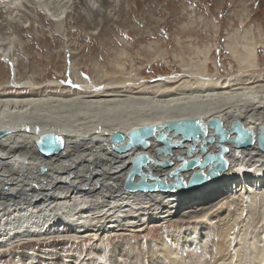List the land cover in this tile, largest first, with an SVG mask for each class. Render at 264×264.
Here are the masks:
<instances>
[{
  "label": "bare ground",
  "instance_id": "obj_1",
  "mask_svg": "<svg viewBox=\"0 0 264 264\" xmlns=\"http://www.w3.org/2000/svg\"><path fill=\"white\" fill-rule=\"evenodd\" d=\"M22 1L0 0L1 12L19 6ZM243 48L237 61L241 67H249L254 63L256 47ZM201 49L199 55L205 66L209 52L202 50L203 53ZM231 51L236 53L233 47ZM0 54L6 59L9 56V60L15 56L8 47H0ZM181 68L187 73L183 78L178 76L168 84L157 78V88L138 92L137 87L126 85L127 81L113 83L110 89L102 86L73 94L3 92L11 81L0 80V132H5L0 135V264H20L21 259L33 264H43L44 260H55L57 264L59 259L63 260L61 264H74L77 260L71 259L75 254L71 243L90 239L91 249L102 251V246L95 243L100 237L109 238L124 230L137 232L152 224H197L204 230L215 226L220 242L214 264H237V258L244 261L242 264H249L250 257L259 262L264 260L261 213L257 220L261 226L257 224L256 235L249 240L251 245L241 236L242 223L249 219L248 215L243 218L244 213L252 216L256 203L264 198V148L258 141L244 145L231 141L218 145L216 140L206 143V152L210 153H219L222 146L227 148L222 154L227 165L196 189L131 191L124 187L131 160L141 153L149 154L154 160L143 170L168 182L173 180L170 173L183 160L205 154L198 143L197 150L189 155L191 142L175 132L166 135L168 140L178 142L168 156L157 155L162 143L153 136L146 138L147 147L135 145L119 152L112 140L115 131L127 136L130 131L147 126L165 130L166 122L184 118L205 121L217 118L226 129H230L234 120L253 130L264 124V79H259L262 84L255 80L233 83L230 78L211 81L205 70L193 69L186 63ZM14 83L19 84L17 79ZM122 86L128 89H120ZM47 133L64 139L57 153L44 155L37 147L36 141ZM211 133L209 130L208 134ZM165 158L172 162L171 166L157 164ZM201 169L207 173V167L196 166L181 174L188 180L194 171ZM217 216L224 221L218 227ZM167 233V236L171 234ZM198 233L197 237L204 235ZM66 241L70 245L61 250L35 246ZM196 245L198 239H193L181 253L175 254L183 260L182 253ZM21 246L27 255H22L23 258L22 252L15 253L16 247ZM200 248L201 245L197 251L201 254ZM169 255L174 264V254Z\"/></svg>",
  "mask_w": 264,
  "mask_h": 264
},
{
  "label": "rangeland",
  "instance_id": "obj_2",
  "mask_svg": "<svg viewBox=\"0 0 264 264\" xmlns=\"http://www.w3.org/2000/svg\"><path fill=\"white\" fill-rule=\"evenodd\" d=\"M54 14L59 17L54 18ZM247 45L256 47L254 63L241 67L237 55ZM0 47H8L15 55L9 60V56L6 59L0 54V80L11 81L3 92L73 94L102 86L110 89L113 83L125 81L137 87V92L146 91L157 88V78L166 84L175 82L178 76L183 78L187 73L181 66L185 63L205 70L211 81L230 78L233 83L255 80L262 84L264 0H23L15 8L2 12L0 8ZM200 49L209 52L205 66ZM260 200L252 211L256 215L244 213L243 217L248 215L249 221L242 223L241 236L250 245L257 220L264 216V198ZM258 209L261 212H256ZM218 222L217 227L224 221ZM196 225L152 224L137 232H116L95 242L102 251L92 250L90 239L74 242L75 254L70 258L79 264H173L169 254H174V264H214L219 230ZM193 239H198V247H192L189 253L184 251L185 259L180 260L175 252L181 253ZM66 245L69 241L35 246L61 250ZM200 245L204 259L197 251ZM23 249L16 247L15 253L26 255ZM251 258L249 264H264L263 259L260 263ZM236 260L237 264L244 263ZM52 261L54 264L55 260H44L43 264ZM56 261L61 264L63 260Z\"/></svg>",
  "mask_w": 264,
  "mask_h": 264
},
{
  "label": "water",
  "instance_id": "obj_3",
  "mask_svg": "<svg viewBox=\"0 0 264 264\" xmlns=\"http://www.w3.org/2000/svg\"><path fill=\"white\" fill-rule=\"evenodd\" d=\"M166 129L163 130L157 126H147L130 131L127 136L120 131H115L112 134L114 148L119 152H124L132 146L142 145L147 147L149 145L147 137H155L162 143L157 149V155L170 154L171 148L178 144L177 141H170L166 137L167 133L175 132L177 136H181L183 140L190 141L189 155L196 151V145L200 144V150L204 157L193 156L187 160H183L181 165L170 173L173 177L172 181H167L160 177L154 176L151 172L146 173L143 168L147 167L148 162L154 163L152 157L147 153H141L132 158L131 166L128 176L126 178L124 187L127 190H142V191H167L175 189H196L210 179L214 178L220 169L226 167L227 162L222 157L226 151V147L222 146L219 153L206 152V143L217 141L220 145L224 141H231L236 145L249 144L253 141H258L259 145L264 148V124L260 125L256 130L247 128L240 120H234L230 129H226L220 120L217 118L205 121L201 118H184L174 121H168L163 124ZM209 130L212 133L209 135ZM5 132H0L3 135ZM233 133L236 136H233ZM37 147L44 155L54 154L60 151L64 145V139L55 134H43L36 141ZM156 162V161H155ZM157 163V162H156ZM162 167L171 166L172 162L168 159H163L157 163ZM199 166L201 168H208L207 173L204 170L194 171L188 180H185L181 174L185 170H190ZM139 176V179L136 177Z\"/></svg>",
  "mask_w": 264,
  "mask_h": 264
}]
</instances>
